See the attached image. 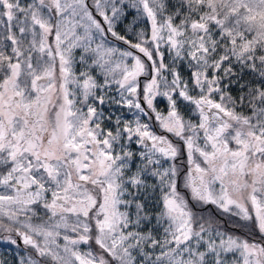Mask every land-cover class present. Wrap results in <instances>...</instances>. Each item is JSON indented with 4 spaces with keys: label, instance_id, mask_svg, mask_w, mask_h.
Wrapping results in <instances>:
<instances>
[{
    "label": "snow or ice",
    "instance_id": "6c2138e0",
    "mask_svg": "<svg viewBox=\"0 0 264 264\" xmlns=\"http://www.w3.org/2000/svg\"><path fill=\"white\" fill-rule=\"evenodd\" d=\"M125 7L150 21L136 42L115 31ZM208 203L261 240L200 222ZM18 240L20 264H264V0H0V241Z\"/></svg>",
    "mask_w": 264,
    "mask_h": 264
},
{
    "label": "trees",
    "instance_id": "16d2710c",
    "mask_svg": "<svg viewBox=\"0 0 264 264\" xmlns=\"http://www.w3.org/2000/svg\"><path fill=\"white\" fill-rule=\"evenodd\" d=\"M178 3V0H170V5H175ZM171 10V9H170ZM126 20H128L126 17L124 19H122L123 23H119L121 25L118 26V30H120V28H122V35L125 36L128 40H131L132 42H136L137 40V36L136 33H139L141 31L148 33L149 29H148V19L146 18V16H144L143 18H141L140 16L136 17V21H133V24L129 25L128 23L130 22V20H128V23L125 22ZM178 22V21H177ZM124 31H128L129 35H127L126 32ZM123 44V43H122ZM124 46H129L127 44H124ZM161 51H163L165 53V63H170L171 61V53H169L165 47L161 48ZM236 72H240L239 70V66H237L234 69ZM179 71L181 72L182 76L187 79L189 76V71L187 69L186 66H184L183 64L180 65L179 67ZM240 75H242L243 79L240 81V83H246V82H253L255 83L256 81V77H254V75L252 73L249 72H244V73H240ZM229 91L231 92V94L235 97V96H239L241 95L240 92V88L238 84H233L230 88ZM246 91V90H245ZM195 94V93H193ZM178 106H179V110L181 112V114L184 116L185 119L188 120H195L196 122L197 120V115L192 116V118L188 117V112L190 111V109L192 108V106L188 103H184V104H180V102H178ZM189 107V108H188ZM237 111H244L245 114H248V109H240L237 108ZM196 214L198 217H203L204 220L200 221V222H206V221H211L213 223V225H220L222 230L228 234L234 235V236H238L240 238L243 239H249V240H256V241H260L261 240V236L259 234V232L255 229V227H253L250 223L247 226H241L242 225V221H240V219L235 216L232 215L230 213H223L222 211H220L219 209H217L215 206H208V205H204V206H200V208L196 209ZM205 226H207V223H205ZM17 247H22L23 244L21 243L20 240H18L17 244H15ZM24 251L26 252L27 255H29L31 253V250L26 248L24 249ZM238 253L236 254H232L229 253L226 255V260L228 261V264H231V262L236 259L238 257Z\"/></svg>",
    "mask_w": 264,
    "mask_h": 264
},
{
    "label": "rangeland",
    "instance_id": "374dc122",
    "mask_svg": "<svg viewBox=\"0 0 264 264\" xmlns=\"http://www.w3.org/2000/svg\"><path fill=\"white\" fill-rule=\"evenodd\" d=\"M91 2V0H90ZM127 3H131V0H126ZM124 13L125 15H123L120 20H118L115 24V31L119 34V31L118 30V26L121 25L119 23H123L122 19H124L125 17L130 20V22L128 23V20H126L125 22H127L129 25L133 24V21H136V17L137 16H140L141 18H143L144 16H146L144 13H143V10L142 8L141 9H135V8H132V7H125L124 8ZM147 18V17H146ZM148 24V29H149V32H150V21L148 20L147 22ZM127 33V35H129V32L128 31H124ZM110 46H114L116 47L113 43H110L108 41H106ZM122 46H124V42H122ZM162 47H165L166 50L168 51L167 47L166 46H163ZM161 47V48H162ZM122 50H126L124 48H122ZM172 55V54H171ZM129 62H131V60H129ZM95 74V73H94ZM142 82H143V79H142ZM111 96H115L116 93L115 91H111L110 90V93H109ZM180 104H184L186 101H179ZM188 103V102H186ZM106 104H109L110 107H112V109L110 110L109 114H107V116L111 115L112 116V122L114 123L115 121V118L117 116H122L126 119H134L136 117V115L138 114L136 110H128L127 108H124V107H117L116 105L114 104H110V103H106ZM189 104V103H188ZM191 105V104H190ZM192 108L190 109V111L188 112V117L192 118V116H195L198 114L195 109H194V106L191 105ZM156 107L158 110L160 111H164L166 113L167 111V100L166 98H162V97H158L157 98V101H156ZM179 108V106H178ZM189 108V107H188ZM180 111V110H179ZM122 112V113H120ZM140 115V118L142 121H146L147 120V117H143L141 114ZM105 116V117H107ZM198 117V115H197ZM199 119V117L197 118V120ZM188 120V119H186ZM192 122L196 123L195 120H191ZM198 122V121H197ZM106 124H108V126H111L110 123L106 122ZM156 125V124H155ZM104 126V125H102ZM157 126V125H156ZM158 127V126H157ZM158 129L160 131H163L162 129H160L158 127ZM171 135V134H170ZM175 139V138H174ZM137 147L133 146V150H136ZM180 163L183 165V164H186L187 163V159H186V156L185 155H182L180 157ZM165 167H167V163L164 164ZM182 187V185H181ZM218 187V186H217ZM159 196H160V193L159 191L155 192V193H151L150 194V197L147 198V209L149 211V213L155 217L156 213H158L160 210H161V204L159 203ZM211 204V203H210ZM205 204H196V209L200 208V206H204ZM213 206H215L217 209H219L220 211H222L223 213H228V212H224L222 209H220L217 205L215 204H212ZM236 209L233 207L232 208V212H235ZM156 225V220L153 218L152 220V223L151 225H148L145 227V231H147V228L148 227H153ZM162 233V227H157L156 228V234L157 236L159 237V235ZM21 241V240H20ZM21 243L23 244V242L21 241ZM84 246H82L83 248ZM94 249H95V245L92 246ZM30 249L28 246L24 245L22 247H17L15 244H10V243H7L6 241H0V264H20V260H21V257H27L28 255L26 254V252L24 251V249ZM31 250V249H30ZM157 253H158V250H157Z\"/></svg>",
    "mask_w": 264,
    "mask_h": 264
},
{
    "label": "flooded vegetation",
    "instance_id": "af4514ba",
    "mask_svg": "<svg viewBox=\"0 0 264 264\" xmlns=\"http://www.w3.org/2000/svg\"><path fill=\"white\" fill-rule=\"evenodd\" d=\"M90 2V0H89ZM119 35H122V28H120V31H119ZM106 41L110 42V43H113L117 48H119L120 50H122V48L126 49V50H131L129 48V46H122V41H119L117 40L116 38L112 37L111 34H108L106 36ZM78 70H83L82 68H79ZM143 79V78H141ZM98 107H101V106H98ZM112 109V107H110L109 104H105L102 106V111H103V114L104 116H107V114H109L110 110ZM122 113V112H120ZM143 116V114H141ZM144 117V116H143ZM145 118V117H144ZM151 123L153 124L154 126V130L158 133V134H163V131H160L158 129V127L155 125L156 122L154 121V119L151 121ZM169 139H173L174 140V137H172L170 134H169ZM137 147V146H135ZM205 205H208V206H212V204L208 203V204H205Z\"/></svg>",
    "mask_w": 264,
    "mask_h": 264
}]
</instances>
